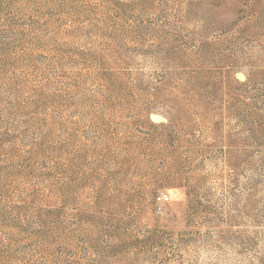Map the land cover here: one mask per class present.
Wrapping results in <instances>:
<instances>
[{
  "label": "rangeland",
  "instance_id": "rangeland-1",
  "mask_svg": "<svg viewBox=\"0 0 264 264\" xmlns=\"http://www.w3.org/2000/svg\"><path fill=\"white\" fill-rule=\"evenodd\" d=\"M0 264H264V0H0Z\"/></svg>",
  "mask_w": 264,
  "mask_h": 264
},
{
  "label": "built area",
  "instance_id": "built-area-1",
  "mask_svg": "<svg viewBox=\"0 0 264 264\" xmlns=\"http://www.w3.org/2000/svg\"><path fill=\"white\" fill-rule=\"evenodd\" d=\"M170 200V197L166 193H160L155 197V202H156V210L158 212H162L163 206L168 203Z\"/></svg>",
  "mask_w": 264,
  "mask_h": 264
}]
</instances>
